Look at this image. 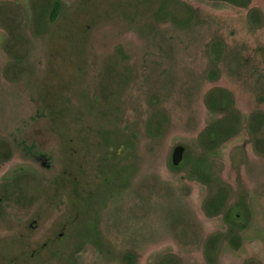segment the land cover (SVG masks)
Here are the masks:
<instances>
[{
	"label": "rangeland",
	"instance_id": "1",
	"mask_svg": "<svg viewBox=\"0 0 264 264\" xmlns=\"http://www.w3.org/2000/svg\"><path fill=\"white\" fill-rule=\"evenodd\" d=\"M55 1L0 0V264H264V0Z\"/></svg>",
	"mask_w": 264,
	"mask_h": 264
},
{
	"label": "trees",
	"instance_id": "2",
	"mask_svg": "<svg viewBox=\"0 0 264 264\" xmlns=\"http://www.w3.org/2000/svg\"><path fill=\"white\" fill-rule=\"evenodd\" d=\"M59 1L52 7L51 10V18H55L59 11ZM212 110V109H211ZM51 112V109L49 110ZM213 111V110H212ZM214 112V111H213ZM217 112V111H216ZM261 112V113H259ZM253 113V124L256 125V128L259 129L262 126H264V111H259ZM163 116V115H161ZM160 116V117H161ZM163 119V118H161ZM163 120H160L158 116L151 115L146 123V128L148 132V136L150 139H157L161 137L164 133L163 130ZM256 131V129H255ZM236 134V126L230 123V125H226L223 122H220L219 124L215 125V128L210 129L206 128V130L203 132L202 138L199 139L201 147H203L204 153H212L216 152L227 140L232 138V135ZM178 166H175V168H178ZM218 199H221L220 196H218ZM222 201H210L208 205L211 207L209 210L212 211V215H217L219 208L222 206ZM240 208V209H239ZM236 209V210H235ZM239 210V211H238ZM241 210V204H237V206H233L226 214H225V220L228 219V224L230 225V230H233V232L237 233V238L241 240V231L242 228L245 225V222H242L243 215ZM245 213V212H244ZM242 218V219H241ZM238 232H237V231ZM234 245V244H232ZM231 245V246H232ZM235 246V245H234ZM133 260V255L130 256V262Z\"/></svg>",
	"mask_w": 264,
	"mask_h": 264
},
{
	"label": "water",
	"instance_id": "3",
	"mask_svg": "<svg viewBox=\"0 0 264 264\" xmlns=\"http://www.w3.org/2000/svg\"><path fill=\"white\" fill-rule=\"evenodd\" d=\"M185 153V146L184 145H177L175 146L172 154V163L174 166H178L182 163Z\"/></svg>",
	"mask_w": 264,
	"mask_h": 264
},
{
	"label": "flooded vegetation",
	"instance_id": "4",
	"mask_svg": "<svg viewBox=\"0 0 264 264\" xmlns=\"http://www.w3.org/2000/svg\"><path fill=\"white\" fill-rule=\"evenodd\" d=\"M58 1L60 2V3H59V6L62 7L63 4H64L62 0H56V1L54 2V5H55Z\"/></svg>",
	"mask_w": 264,
	"mask_h": 264
}]
</instances>
